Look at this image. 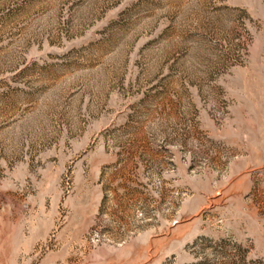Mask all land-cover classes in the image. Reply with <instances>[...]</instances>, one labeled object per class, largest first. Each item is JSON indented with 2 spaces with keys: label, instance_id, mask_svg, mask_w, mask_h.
<instances>
[{
  "label": "rangeland",
  "instance_id": "rangeland-1",
  "mask_svg": "<svg viewBox=\"0 0 264 264\" xmlns=\"http://www.w3.org/2000/svg\"><path fill=\"white\" fill-rule=\"evenodd\" d=\"M0 264H264V0H0Z\"/></svg>",
  "mask_w": 264,
  "mask_h": 264
}]
</instances>
